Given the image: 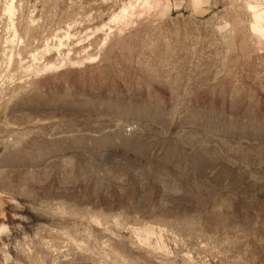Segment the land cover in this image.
Listing matches in <instances>:
<instances>
[{"label": "rangeland", "instance_id": "1", "mask_svg": "<svg viewBox=\"0 0 264 264\" xmlns=\"http://www.w3.org/2000/svg\"><path fill=\"white\" fill-rule=\"evenodd\" d=\"M0 264H264V0H0Z\"/></svg>", "mask_w": 264, "mask_h": 264}]
</instances>
